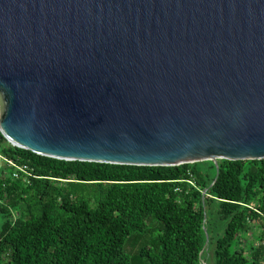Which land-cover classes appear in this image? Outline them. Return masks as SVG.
<instances>
[{"label": "water", "instance_id": "1", "mask_svg": "<svg viewBox=\"0 0 264 264\" xmlns=\"http://www.w3.org/2000/svg\"><path fill=\"white\" fill-rule=\"evenodd\" d=\"M0 106L62 160H262L264 0H0Z\"/></svg>", "mask_w": 264, "mask_h": 264}, {"label": "trees", "instance_id": "2", "mask_svg": "<svg viewBox=\"0 0 264 264\" xmlns=\"http://www.w3.org/2000/svg\"><path fill=\"white\" fill-rule=\"evenodd\" d=\"M4 142L0 131V152L35 176L0 165V264H264V159L138 166Z\"/></svg>", "mask_w": 264, "mask_h": 264}, {"label": "rangeland", "instance_id": "3", "mask_svg": "<svg viewBox=\"0 0 264 264\" xmlns=\"http://www.w3.org/2000/svg\"><path fill=\"white\" fill-rule=\"evenodd\" d=\"M9 142V141H8ZM8 142H4L5 145H9ZM0 165L2 167H7L6 163H0ZM11 168L7 167L6 171L8 173L11 172ZM2 219V217H1ZM155 228H157L155 231L150 232L149 234H144L141 235L139 237L136 236H131L130 239L127 241L126 245H125V249L126 252H128L129 254H131V256H135L139 249L145 244L148 243V241H151V239L155 238L160 231H158V227L157 225L154 226ZM259 233L258 229H253V233L249 232L248 237H246V239H248V241H253L255 239V236ZM213 254L211 248H208V256L211 257Z\"/></svg>", "mask_w": 264, "mask_h": 264}, {"label": "built area", "instance_id": "4", "mask_svg": "<svg viewBox=\"0 0 264 264\" xmlns=\"http://www.w3.org/2000/svg\"><path fill=\"white\" fill-rule=\"evenodd\" d=\"M0 163H6L9 167L14 168L13 176L15 178L20 175V172H24L28 176H35L27 166L20 165L17 162L7 158L2 152H0Z\"/></svg>", "mask_w": 264, "mask_h": 264}]
</instances>
